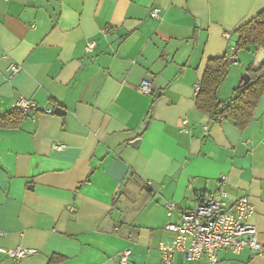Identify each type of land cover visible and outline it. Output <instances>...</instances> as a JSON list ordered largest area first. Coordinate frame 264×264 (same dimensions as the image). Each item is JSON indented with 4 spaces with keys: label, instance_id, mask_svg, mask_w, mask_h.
Here are the masks:
<instances>
[{
    "label": "crops",
    "instance_id": "crops-1",
    "mask_svg": "<svg viewBox=\"0 0 264 264\" xmlns=\"http://www.w3.org/2000/svg\"><path fill=\"white\" fill-rule=\"evenodd\" d=\"M263 12L264 0H0V118L23 99L35 119L0 127V264H119L127 248L130 264H162L165 227L221 190L229 209L249 197L264 247V95L244 130L196 107L209 60L226 55L218 99L232 100L259 52H236L237 32ZM19 247L38 254L7 257ZM219 264L264 257L223 249Z\"/></svg>",
    "mask_w": 264,
    "mask_h": 264
},
{
    "label": "built area",
    "instance_id": "built-area-1",
    "mask_svg": "<svg viewBox=\"0 0 264 264\" xmlns=\"http://www.w3.org/2000/svg\"><path fill=\"white\" fill-rule=\"evenodd\" d=\"M7 1V0H6ZM158 11L151 13L152 18H157ZM230 38L229 34L225 35ZM96 43L91 41L86 46V52L92 53ZM233 50L232 54H234ZM233 55L230 60L233 61ZM21 67L12 65L11 71L15 75ZM142 94L152 93L148 82H143L139 87ZM18 108L25 116L30 117L32 107L23 99L18 102ZM46 114L53 113L45 110ZM57 150L64 146H56ZM229 195L221 190L214 196L200 197L194 207L189 211L180 213V222H170L165 230L173 234L170 242H162L159 246L162 264H174V258L182 254L185 262L190 264H219V252L223 249L230 250L239 255L245 249H249L254 255L264 257V247L259 242L258 230L248 223L255 213V208L249 197L238 200L234 206L228 208ZM177 211L175 203L168 204L167 212L171 218ZM38 254L36 249L16 248L6 251L8 258L20 262L28 257ZM132 250L127 248L118 257L119 264H130Z\"/></svg>",
    "mask_w": 264,
    "mask_h": 264
},
{
    "label": "trees",
    "instance_id": "trees-1",
    "mask_svg": "<svg viewBox=\"0 0 264 264\" xmlns=\"http://www.w3.org/2000/svg\"><path fill=\"white\" fill-rule=\"evenodd\" d=\"M236 52L247 47L264 49V12L238 30ZM233 62L229 55L209 60L200 90L196 99V107L212 115L217 121L232 119L236 126L244 130L253 121L258 105L264 95V65L259 70L248 68L251 81L235 91L234 97L225 104L219 101V90L228 76ZM21 109L0 118V127L17 128L25 119Z\"/></svg>",
    "mask_w": 264,
    "mask_h": 264
},
{
    "label": "water",
    "instance_id": "water-1",
    "mask_svg": "<svg viewBox=\"0 0 264 264\" xmlns=\"http://www.w3.org/2000/svg\"><path fill=\"white\" fill-rule=\"evenodd\" d=\"M264 65V49H260L256 58V63L255 66L253 67L254 70H259L263 67ZM251 81V77L249 74H246L242 77L240 84L238 85V88L242 87V86H246L247 84H249ZM56 113H61L62 110L61 109H57L55 110ZM138 144V142H136Z\"/></svg>",
    "mask_w": 264,
    "mask_h": 264
},
{
    "label": "rangeland",
    "instance_id": "rangeland-1",
    "mask_svg": "<svg viewBox=\"0 0 264 264\" xmlns=\"http://www.w3.org/2000/svg\"><path fill=\"white\" fill-rule=\"evenodd\" d=\"M241 51H244V50H241ZM244 53H247V51H244Z\"/></svg>",
    "mask_w": 264,
    "mask_h": 264
}]
</instances>
